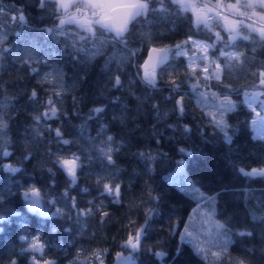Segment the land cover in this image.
<instances>
[{"label":"trees","instance_id":"obj_1","mask_svg":"<svg viewBox=\"0 0 264 264\" xmlns=\"http://www.w3.org/2000/svg\"><path fill=\"white\" fill-rule=\"evenodd\" d=\"M162 2L166 11L159 10L161 0H150L147 16L129 26L121 43L98 25L94 37L76 24L60 28L54 0H44L43 8L40 0H0V119L7 125L0 129V165L19 169L0 167V264H33V256L39 264H116L119 255H130L126 264H209L178 238L197 202L164 178L180 159L202 192L216 196V217L232 234L220 264H264V176L240 171L264 169V137L253 136L245 102V94L263 90L264 39L251 33L229 43L220 26H197L192 13ZM189 37L214 45L209 54L221 65L219 80L200 79L192 88L196 77L186 57L174 52ZM152 46L170 51L155 87L140 69ZM209 92L236 104L223 130L211 119ZM72 154L82 164L75 183L56 163ZM105 183L120 186L118 198L105 192ZM32 189L39 191L37 210L24 195ZM138 227L146 231L132 251L125 243ZM34 237L44 244L43 255L22 251Z\"/></svg>","mask_w":264,"mask_h":264},{"label":"snow or ice","instance_id":"obj_2","mask_svg":"<svg viewBox=\"0 0 264 264\" xmlns=\"http://www.w3.org/2000/svg\"><path fill=\"white\" fill-rule=\"evenodd\" d=\"M171 3L177 6V9L181 12H190L195 17V23L197 26L200 24H204L205 27L211 28L209 24V13L212 14V19L216 20L217 24L228 33L229 43L235 42L238 38L249 40L251 38V33H256L261 39H264V0H235L234 3L225 4L223 0H216V3L213 5L209 4H198L197 0H171ZM57 11L62 15L59 17V27L63 28L65 24H76L79 28L85 30L91 36H95L96 29L93 25H98L101 29L114 33V38L119 40L121 43H124L125 35L129 32V26L137 20L139 17L147 16L150 11V0H85L83 4H74V0H56ZM40 7H44V0H40ZM73 7H75V11H70ZM91 10V17L87 14L82 13V9ZM259 9V11H257ZM156 10V9H151ZM160 11H166L164 8L163 2L161 0ZM12 19H16L12 17ZM20 21H24V16L21 13L19 17ZM241 29L248 30V35H242ZM49 32H52V29H48ZM63 35V32H60ZM215 37L218 41L223 40L219 32L215 33ZM81 39H84L82 36ZM186 44L190 43L200 49L203 55L197 59H201L205 61L204 65L200 68L201 75L197 77V68L191 62L192 58H189L190 63L188 67L191 70V76L196 77V83L192 85V88L195 89L200 85V79L205 81L211 80L213 78L219 80L221 66L216 61H211L209 63L208 57V49L214 47V45L201 44L197 41H194L189 37ZM177 49L181 48L180 44L176 45ZM7 51V49H5ZM168 49H158L152 48L147 60L140 65L142 69V77L141 79L149 85L155 87L156 79H157V69L165 64L168 60ZM185 53L177 52V55H182ZM220 55H227L229 59L239 60L240 55L238 53H227L221 52ZM212 68V71H209V68ZM35 71V69H33ZM259 83L260 86H264V71L259 73ZM121 83L120 77H115V85L119 86ZM171 83L174 85L175 89H179V85L176 84L175 80H172ZM32 97L35 98L37 93L34 90L31 93ZM59 95V93H58ZM203 95V93H202ZM215 95V94H213ZM182 97L178 101L180 105V111L183 112L182 105ZM48 105L51 106V118L56 117L57 109L53 105V101L49 99L47 101ZM224 103H228L231 106V102L221 101V107ZM95 113H100L103 111L102 108H95L93 110ZM45 117H49V113H44ZM39 120V117L36 118ZM212 120L216 121L218 127H221L222 130L227 127L224 124L223 120H217L215 116L211 117ZM7 125L0 119V129L6 128ZM62 133L59 129H56V136L62 137ZM109 141L112 140V137H108ZM63 144H69L70 141L67 139H63L61 141ZM181 152H184V149H180ZM3 156H10L11 153L4 151L2 153ZM187 155H191V153H187ZM108 161L111 163L112 158L111 155L107 156ZM56 163L59 167L66 173V175L70 178V180L75 183L77 177L78 168L82 167L80 162V157L76 154H72L69 157H65L63 155L57 158ZM0 167H6L10 171H19V169L12 168L9 164L7 166L0 165ZM242 173L245 175H261L264 176V169H252L251 172H245L244 169H240ZM105 192L113 196L114 198H118L120 195V186L117 184L113 187L110 184L105 183L103 185ZM26 198L29 197V193L24 194ZM32 196H39V191L36 189L31 190ZM116 202H119L116 199ZM29 208L32 210H37L40 208V201L38 199L31 200L29 203ZM91 210H89L90 212ZM88 214V213H85ZM103 215H108L107 212L102 213ZM5 220V217L0 215V221ZM147 223V222H146ZM218 228H223V225H217ZM146 229L145 227H138L135 235L129 233L128 239L126 240L125 246L130 247L132 251H136L139 249L140 241L142 236L144 235ZM185 233H188L187 227L184 229ZM250 235V234H249ZM23 240H28L27 236L21 237ZM183 239V237H182ZM44 244L39 241L38 237H34L31 241H29V247L22 251L27 252H40L43 255L42 249ZM198 251L203 252V249H199ZM155 255L159 257H163L164 253H156ZM214 256L219 258L220 253H213ZM33 264H39V261L33 256ZM11 264H17L15 260L11 261ZM44 264H55L54 261L45 260ZM102 264V262H101Z\"/></svg>","mask_w":264,"mask_h":264},{"label":"rangeland","instance_id":"obj_3","mask_svg":"<svg viewBox=\"0 0 264 264\" xmlns=\"http://www.w3.org/2000/svg\"><path fill=\"white\" fill-rule=\"evenodd\" d=\"M56 1V0H54ZM85 0H74V4H83ZM235 0H227V3H234ZM198 4H203L197 0ZM84 11H88L91 14V10L82 9ZM259 11V9H257ZM209 24L211 27H217L216 20L212 19V14L209 13ZM195 18V17H194ZM59 24V21L56 25ZM248 32V30H246ZM256 34V33H255ZM258 35V34H257ZM228 38V34H227ZM189 39V38H188ZM187 39V40H188ZM194 41H197L201 44L211 45L209 42L191 38ZM208 49V57L209 63L211 61L218 60L210 56ZM185 53L182 54L186 57L187 65H189L190 60L192 58V63L196 66L197 71L200 73V68L204 65L205 61L201 59H197L203 55L202 51L198 49L196 46L188 43L181 44V48H175L174 52ZM219 63V62H218ZM221 66V65H220ZM209 71H212V68H209ZM201 75V73H200ZM210 93V92H209ZM211 95V104L213 107V116H216L219 120L226 119V114L233 110L236 106L233 99L229 96H222L213 93ZM231 102V106L228 103H224L221 107V101ZM245 102L248 107L252 110V118L250 120V125L252 128L254 137H264V86L263 90H254L247 94H245ZM252 169H260V168H251L246 172H251ZM164 178L174 185H176L179 189L187 192L192 196L195 200H197L196 204L188 214L184 224L179 229L178 238L180 242H187L190 244L192 249L196 254L202 257L209 264H220V261L224 254L228 251L229 244L232 240V234L229 232L222 221H220L216 217V201L217 198L215 195H206L202 190L195 184V182L190 178L184 169V161L183 159L178 160L177 165L173 171L170 173H166ZM29 197L26 198V202L29 207V203L31 200H39V196H32L31 190H29ZM40 201V200H39ZM217 225H223V228H218ZM187 227L188 235L185 233L184 229ZM183 237V239H182ZM199 249H203V252L198 251ZM213 253H220L219 258L213 255ZM130 261V255H119L116 259V264H126Z\"/></svg>","mask_w":264,"mask_h":264},{"label":"water","instance_id":"obj_4","mask_svg":"<svg viewBox=\"0 0 264 264\" xmlns=\"http://www.w3.org/2000/svg\"><path fill=\"white\" fill-rule=\"evenodd\" d=\"M109 33H110V32H109ZM110 34H111L112 36L115 35L114 33H110ZM152 48L164 49L163 47H155V46L150 47V48L146 51L145 57H144V59H143L141 65L145 62V60H147L148 55H149V53H150V51H151ZM169 54H170V51H168V53H167L168 57H169ZM163 65H164V64H163ZM163 65H161L157 70H159ZM140 69H141V68H140ZM141 72H142V69H141ZM142 74H143V72H142Z\"/></svg>","mask_w":264,"mask_h":264}]
</instances>
